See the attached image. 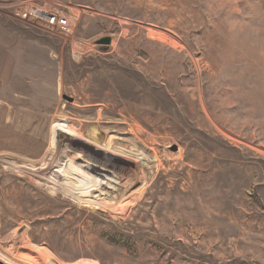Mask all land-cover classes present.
I'll use <instances>...</instances> for the list:
<instances>
[{
    "label": "rangeland",
    "instance_id": "obj_1",
    "mask_svg": "<svg viewBox=\"0 0 264 264\" xmlns=\"http://www.w3.org/2000/svg\"><path fill=\"white\" fill-rule=\"evenodd\" d=\"M0 264H264V0H0Z\"/></svg>",
    "mask_w": 264,
    "mask_h": 264
},
{
    "label": "bare ground",
    "instance_id": "obj_2",
    "mask_svg": "<svg viewBox=\"0 0 264 264\" xmlns=\"http://www.w3.org/2000/svg\"><path fill=\"white\" fill-rule=\"evenodd\" d=\"M109 143H110V141H109ZM53 150H55V146L50 147L49 153H51ZM124 150H126V149H124ZM58 160L59 161L58 162L56 161L57 164H55V166H54V164L52 166H50L45 161L42 163V166L39 165V167H37V168L52 170V172H53L52 178L53 179H57L58 177L64 178V180L66 182L65 184H68L71 186V187H67V188H72V189L66 190V189H64V187H63L64 185H63L62 191H63V189H64V191L63 192L61 191L62 194H65L66 196L70 195L71 198L79 201L80 203H86V205H89V206H92V205L98 206L100 204V203H98V200L101 197V195H103V192L105 191V189L107 187L111 188L112 184L116 183L115 176L111 175V172L105 166H103V168L106 169V173L97 174L95 172H92V170L88 171V170H86V168H84L80 164H77L75 158H73V157H71L70 159H66L65 154L63 152H61L59 154ZM57 188L58 187L55 188L56 192H57ZM104 197H106V196H104Z\"/></svg>",
    "mask_w": 264,
    "mask_h": 264
},
{
    "label": "built area",
    "instance_id": "obj_3",
    "mask_svg": "<svg viewBox=\"0 0 264 264\" xmlns=\"http://www.w3.org/2000/svg\"><path fill=\"white\" fill-rule=\"evenodd\" d=\"M16 16L24 21L35 22L51 28H59L65 32L72 29L73 16L60 10L51 11L44 7L31 6L24 10H18Z\"/></svg>",
    "mask_w": 264,
    "mask_h": 264
},
{
    "label": "water",
    "instance_id": "obj_4",
    "mask_svg": "<svg viewBox=\"0 0 264 264\" xmlns=\"http://www.w3.org/2000/svg\"><path fill=\"white\" fill-rule=\"evenodd\" d=\"M111 41H112L111 37H105L103 39H100L98 41V43L99 44H104V45H110L111 44Z\"/></svg>",
    "mask_w": 264,
    "mask_h": 264
}]
</instances>
